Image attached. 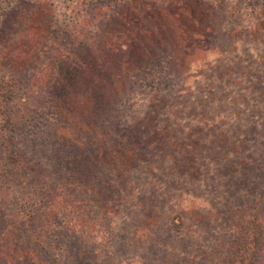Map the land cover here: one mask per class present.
Listing matches in <instances>:
<instances>
[{
    "label": "rangeland",
    "instance_id": "374dc122",
    "mask_svg": "<svg viewBox=\"0 0 264 264\" xmlns=\"http://www.w3.org/2000/svg\"><path fill=\"white\" fill-rule=\"evenodd\" d=\"M55 2L17 1L2 25L14 45L28 25L42 36L20 72L35 105L12 143L25 196L0 180V238L12 220L30 237L27 212L53 201V226L74 222L51 251L40 225L20 264H218L232 240L221 232L252 214L251 171L264 181V0H127L92 29ZM82 28L95 40L74 50Z\"/></svg>",
    "mask_w": 264,
    "mask_h": 264
},
{
    "label": "trees",
    "instance_id": "16d2710c",
    "mask_svg": "<svg viewBox=\"0 0 264 264\" xmlns=\"http://www.w3.org/2000/svg\"><path fill=\"white\" fill-rule=\"evenodd\" d=\"M17 1L21 0H0V35L2 31H5L4 29H6V27L2 28L4 27L2 25H4L3 23L8 13L7 10ZM39 1L49 7H53L56 4L55 0ZM126 1L127 0H68L69 3L75 4L78 9L85 13L83 20H85L86 23H89V29H92V25H94L95 28L98 26L99 22L100 24H103L104 20L106 21L108 14L107 12L105 13V11H109L111 10V7L121 5ZM91 6L94 7V14L92 13L90 15L84 10H87V8ZM83 7H85V9ZM75 23L81 24L82 22L80 23V21L76 20ZM84 29L85 28H82L77 32L74 31L73 37L75 42L71 43L72 49L80 50L77 48H82L83 46L86 47L89 45V42L95 40L91 37L93 35L86 30L84 31ZM26 32L27 34H25V38L23 37L26 41L20 43V45H14V42L12 40L10 41L7 38V35H3V37L0 38V42L1 40L3 42L0 44V180L3 185H5L3 195H6L10 188V190H12L13 193L18 195L20 198L25 196L24 193H20V191H18V189L22 188L20 171L24 168L25 164L20 156L18 147L13 146L12 143L15 139L13 137L17 134L18 127L21 125V119L26 120L27 115L31 114L28 113V109L33 108L35 105L32 104L33 102H31V99L29 98L31 93L35 92L32 87V80L30 79L28 81L27 79H24V76H22L20 72L23 65L27 62L29 53L31 54L34 49H36L42 36L38 29L30 25L26 27ZM58 38L60 39V37ZM64 50L63 55L75 54V51H70L66 48ZM60 53L62 54V51H60ZM67 60L69 61V59ZM86 61L88 62V60L83 62ZM35 74L36 72L34 75ZM42 74L43 72H41L40 76H43V78L38 80V83H36L38 86H45L49 81L47 80L48 78L44 79V74ZM29 77L30 73H28L27 78ZM70 85H73L74 87L76 84L74 85V83H71ZM43 90H38L39 94L42 93ZM43 98H45V95ZM21 107H24V109L17 112V108ZM17 140L18 139H16V142ZM260 171H262V169L259 167L255 172L251 171L253 176L252 180L255 185L250 187L247 191L252 197L251 199L255 200L253 205L248 206V210H252V214L248 212L250 217L240 219L241 225L235 226V228L231 227L228 231L221 232L222 235L225 234L228 237L232 236V240L223 246V251L219 254L217 259L218 264H259V259L264 254V210H260L259 204L261 202L260 198H263L264 196V181L259 182L262 180ZM116 181L117 180L114 181L111 178L103 180V186L100 191H102V194L108 196H104L106 199L110 197V194H112L113 191V187L110 186V183L112 184ZM23 183L25 184V182ZM123 184H125V182ZM128 184L129 183L126 182L127 186ZM143 190L145 189H140L139 186H136L135 188H131L130 195L132 198H135V194L137 195L136 198L142 197L145 193ZM108 200H111V198ZM53 206V201L42 205L40 208V210L43 211L42 217L37 216L34 208L31 213H29L30 211L27 212L29 215L27 221L31 219L30 224L32 227L30 228L31 231H28L30 237H27L26 239H22L21 237H18V235L14 234V231L11 228V226L15 224L13 220L10 224H7L6 227H4L7 228V233L9 234L5 236L3 235V237L0 238L1 264H20V257H28L36 254L37 251H34V247L29 245L31 244L30 239H32L33 242L36 237L40 238L39 235L33 234L34 230L40 227V225L49 229V231H45L43 234H45L46 237L50 236L48 238L53 239L52 243H50L47 247V249L51 251L50 249L54 245V240L58 238V233L62 231V229L68 228V223L74 222V220H71L68 223L64 222V224L59 225L60 228L57 227V225H54L55 228H53L54 222L56 223V220L59 217L57 213L55 214ZM261 207H264V204H262ZM179 220L183 222L184 216L180 217ZM21 233H24L22 235L24 236L27 231ZM178 238V236H175L174 239ZM177 242L179 241H175L176 244ZM156 245L160 246V243ZM57 246H59V244H57ZM176 248L177 247H173L172 249L174 250ZM94 260H98L97 255L94 257Z\"/></svg>",
    "mask_w": 264,
    "mask_h": 264
}]
</instances>
